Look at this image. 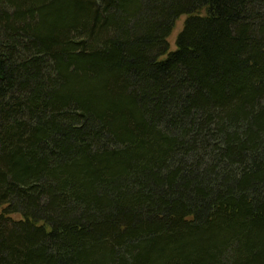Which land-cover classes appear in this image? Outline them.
Here are the masks:
<instances>
[{"label":"trees","instance_id":"trees-1","mask_svg":"<svg viewBox=\"0 0 264 264\" xmlns=\"http://www.w3.org/2000/svg\"><path fill=\"white\" fill-rule=\"evenodd\" d=\"M0 264H264V0H0Z\"/></svg>","mask_w":264,"mask_h":264},{"label":"rangeland","instance_id":"rangeland-1","mask_svg":"<svg viewBox=\"0 0 264 264\" xmlns=\"http://www.w3.org/2000/svg\"><path fill=\"white\" fill-rule=\"evenodd\" d=\"M185 21H186V17H182L177 22V24L175 26V29H174L172 35L169 38V43H170L171 51H175L176 50L177 39H178V36L180 35V33L184 29Z\"/></svg>","mask_w":264,"mask_h":264}]
</instances>
